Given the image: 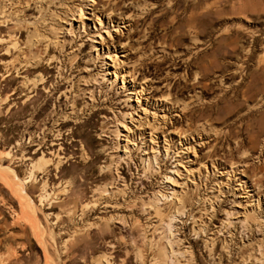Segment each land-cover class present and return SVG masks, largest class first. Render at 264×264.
<instances>
[{
    "label": "rangeland",
    "instance_id": "1",
    "mask_svg": "<svg viewBox=\"0 0 264 264\" xmlns=\"http://www.w3.org/2000/svg\"><path fill=\"white\" fill-rule=\"evenodd\" d=\"M1 23L0 264H264V0H0ZM142 86L178 123L154 145Z\"/></svg>",
    "mask_w": 264,
    "mask_h": 264
},
{
    "label": "bare ground",
    "instance_id": "2",
    "mask_svg": "<svg viewBox=\"0 0 264 264\" xmlns=\"http://www.w3.org/2000/svg\"><path fill=\"white\" fill-rule=\"evenodd\" d=\"M92 1V0H91ZM85 14H86V11L84 12V10L82 9V6H79V8H78V10L77 11H73L72 13H71V16H72V18H75V16H79V18H81L82 16H85ZM95 15V14H94ZM96 16V15H95ZM9 24L10 23H1L0 24V31H1V33L2 32H4L5 30H6V28H8V29H10L11 30V28H9ZM21 32V34H24L26 31H24V30H21L20 31ZM113 56V55H112ZM112 59H114V61L116 60V57L115 58H113L112 57ZM114 75H116V71L114 72ZM124 80H125V77H122ZM143 87V86H142ZM148 88H149V86H148ZM134 89H135V87H134ZM151 89V88H150ZM150 89H147L146 87L144 88H141V90H137L136 89V100H137V103H138V106H139V108L140 109H142L141 110V112L145 115V117L144 118H142V117H140L137 121V123H138V125H137V127H136V129L135 130H137L138 131V133L140 134V136L142 137V140L145 142V144H147V140H146V138L145 137H147L146 135H147V131L148 130H150V133H149V136H150V139L148 140V142H150V143H153V145H154V142L155 141H157V139H159L158 138V134L159 133H164L165 131H166V129H168V127L170 128V127H175V126H177V120H173V113H171V109H168L167 108V106L165 105V103L164 102H160L159 104L158 103H154V102H151V101H149V95L148 94H150ZM142 101V102H141ZM142 103V104H141ZM150 107H153L154 109H155V112L154 113H151L150 112V119H149V110L150 109H147V108H150ZM139 109V110H140ZM139 110H138V112H139ZM137 114V113H136ZM129 117H132L131 119H133V115L132 114H130V116ZM133 124V123H132ZM134 125V124H133ZM145 136V137H144ZM148 136V137H149ZM202 136V135H201ZM201 136L200 135H198V137L195 139V141H194V144H195V146L196 145H198V143L197 142H199V143H201L202 141H203V138H201ZM184 137V136H183ZM184 138H186V137H184ZM179 140H181V138L179 139ZM191 140V139H190ZM194 140V139H193ZM182 142V141H181ZM183 143V142H182ZM182 143H180V141H179V145L180 146H183V145H187V144H190L191 145V143L190 142H185V144H182ZM202 145H203V143H202ZM152 146V145H151ZM207 146V145H206ZM187 147V146H186ZM193 145H191V149H193ZM153 149V148H152ZM188 149H190L189 147L187 148V150ZM168 151H169V149H167ZM166 150V151H167ZM168 151H167V153H166V155H169V153H168ZM217 152V151H216ZM178 154V153H177ZM211 154H213V153H209V154H207V157H210L211 156ZM171 157V156H170ZM209 176V175H208ZM205 177V176H204ZM209 180V179H208ZM186 181H189V178L187 177V179H186ZM206 181V180H205ZM209 182V181H208ZM196 184V183H195ZM209 184V183H208ZM207 186V185H206ZM214 190H215V188H214ZM207 191H208V189H207ZM206 191V192H207ZM235 191H241V189L240 190H235V187L234 188H232V189H230V192H233V193H235ZM243 191V190H242ZM250 192H253V191H249V189H246V190H244V194H250L249 196H248V198H250V200L252 199V198H255L254 196H255V193H254V196L253 195H251V193ZM232 195H235V194H232ZM103 196L105 197V199L107 200V195H105V193H103ZM236 196V195H235ZM177 197H178V195H177ZM186 198V197H185ZM177 200V199H176ZM183 200V199H182ZM181 199H179L178 198V204H179V206L178 207H176L175 206V210H174V213H179L180 212V210L182 209V208H184L185 207V205L187 204V201H182ZM200 200V199H199ZM261 200H263L261 197H258V205H260L261 204ZM189 202V201H188ZM211 203V202H210ZM213 203V202H212ZM210 204V208H214L213 207V204ZM176 205V204H175ZM90 206H87V208H89ZM95 207V206H94ZM96 213H97V211L99 210V208H100V205H96ZM191 207V206H190ZM192 208V207H191ZM185 210V209H184ZM192 210V209H191ZM182 211V210H181ZM91 212L92 211H89V212H87V213H85V215H86V217L87 218H90L91 217ZM190 213V212H189ZM229 216V215H228ZM177 217V216H176ZM193 217V216H192ZM172 219V218H171ZM231 219V218H230ZM108 223L109 222H107L106 220L103 222V225L104 224H106V225H108ZM234 222H232V221H229L228 220V223H226L227 224V226H228V228L226 229L227 231L226 232H228V233H230L232 230H230L229 228H231L232 227V224H233ZM102 225V224H101ZM101 225H99L98 226V228H99V230H100V228H101ZM224 226V225H223ZM242 226V225H241ZM92 227V226H91ZM91 229V228H90ZM221 229V228H220ZM223 231V230H222ZM221 231V232H222ZM204 233V232H203ZM232 233V232H231ZM183 235V234H182ZM169 237V236H168ZM180 238V237H179ZM177 240V239H176ZM178 247V246H177ZM228 247V246H227ZM169 249H171V248H169ZM171 251V250H170ZM172 252V251H171ZM166 258V257H165ZM166 261H167V258H166Z\"/></svg>",
    "mask_w": 264,
    "mask_h": 264
}]
</instances>
